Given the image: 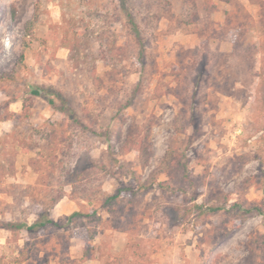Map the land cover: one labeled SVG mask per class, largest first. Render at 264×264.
I'll list each match as a JSON object with an SVG mask.
<instances>
[{"label": "rangeland", "instance_id": "rangeland-1", "mask_svg": "<svg viewBox=\"0 0 264 264\" xmlns=\"http://www.w3.org/2000/svg\"><path fill=\"white\" fill-rule=\"evenodd\" d=\"M6 109L0 264H264V0H0Z\"/></svg>", "mask_w": 264, "mask_h": 264}, {"label": "trees", "instance_id": "trees-1", "mask_svg": "<svg viewBox=\"0 0 264 264\" xmlns=\"http://www.w3.org/2000/svg\"><path fill=\"white\" fill-rule=\"evenodd\" d=\"M37 15H35V17H34V20L33 21H35V20H37ZM129 22H130V24L132 25V29L134 30V33L136 34V36L139 38V32H138V30H137V28H136V26H135V23H134V21L132 20V19H129ZM141 44V43H140ZM32 94H34V95H37L38 94V92L36 91V90H32ZM48 103L49 104H51V105H55V103H54V101H53V99H51V98H48ZM59 110H61V111H64V112H66V113H68L70 116H72L73 118H74V115H73V112L72 111H70V109L69 108H66L65 106H60L59 107ZM72 114V115H71ZM13 116H14V113L13 112H11V111H9V109H6V112L4 113V116L3 117H1L0 116V121L1 120H4V119H12L13 118ZM15 124H17V123H15ZM16 127L14 126V129L12 130V132L10 133L11 135H16V133L14 132V130H16L15 129ZM6 143L7 142H1L0 141V154L2 155V156H4V157H6V156H9V151H8V148H7V146H6ZM17 144H19L20 145V148L23 150V152H27V149H26V147H25V145L23 144V142H17ZM29 150V149H28ZM35 160H32L31 158L28 160V162L27 163H36V162H34ZM3 161H1L0 160V163H2ZM13 163V162H12ZM0 166L1 167H3V165L2 164H0ZM118 196V193H116V194H113V195H110V196H108L107 198H106V200H111V199H113V198H116ZM221 207H208V210L209 211H212V212H214V211H216V210H219ZM252 209L250 208H247L246 210H245V212H252L251 211ZM258 211H259V209H257ZM260 213L261 214H263V217H264V210L263 211H260ZM77 213L76 212H74V213H72L71 215H69V217H72V216H75ZM45 224H52V225H54V226H57L58 225V223L56 222V221H54L53 219H50V218H47V219H44V220H38V221H35L34 223H32V224H30V225H26V224H23V223H13V222H7V223H1L0 224V227H2V228H7V229H20V228H25L26 230H28V231H33V230H35L36 228H38V227H41V226H44Z\"/></svg>", "mask_w": 264, "mask_h": 264}, {"label": "crops", "instance_id": "crops-1", "mask_svg": "<svg viewBox=\"0 0 264 264\" xmlns=\"http://www.w3.org/2000/svg\"><path fill=\"white\" fill-rule=\"evenodd\" d=\"M12 120H9V119H4V120H1L0 121V124H5V125H7V124H9V126H10V122H11ZM10 130V131H9ZM12 130H13V127L11 128V129H7L5 132H8L9 131V134L12 132ZM7 135V134H6Z\"/></svg>", "mask_w": 264, "mask_h": 264}]
</instances>
